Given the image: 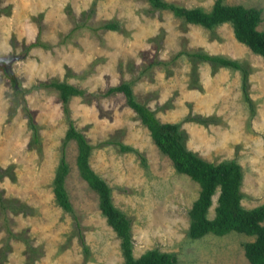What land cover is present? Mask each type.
Instances as JSON below:
<instances>
[{"label": "rangeland", "instance_id": "374dc122", "mask_svg": "<svg viewBox=\"0 0 264 264\" xmlns=\"http://www.w3.org/2000/svg\"><path fill=\"white\" fill-rule=\"evenodd\" d=\"M169 1L208 9L214 0ZM225 1L259 7L257 27L264 30V0ZM149 7L147 0H0V57L8 59L0 61V167L13 164L15 173L14 180L0 177V189L36 208L34 214L8 212L9 227L15 233L25 229L28 242L10 237L0 264L124 261L120 239L101 214L97 193L79 175L74 139L64 147L69 163L65 184L90 248L85 262L73 216L54 199L52 179L68 121L57 90L32 86L50 78L85 89V97L72 95L68 105L75 127L89 142L118 139L146 157L143 165L134 152H121L114 144L94 147L89 157L91 167L111 186L115 205L131 218L135 256L157 247L173 252L176 264H251L243 244L254 235L236 230L188 235V209L199 183L175 170L122 93L94 94L131 80L136 99L154 109L160 120L181 122L187 147L209 161L235 159L241 165V203L253 207L264 202V57L237 41L228 22L209 29L169 10ZM107 19L118 20L123 30L90 28ZM35 40L48 46H30ZM180 49H202L243 61L250 69L248 92L254 114L250 116L243 99L238 69H212L209 62H192L184 54L144 69L152 60H169ZM193 65L198 86L189 85ZM24 104L39 126L40 149L29 145L31 128ZM190 113L219 120L207 125L183 120ZM218 192L219 188L208 217L214 215ZM6 234L0 219V247ZM27 243L37 250L29 251Z\"/></svg>", "mask_w": 264, "mask_h": 264}, {"label": "trees", "instance_id": "16d2710c", "mask_svg": "<svg viewBox=\"0 0 264 264\" xmlns=\"http://www.w3.org/2000/svg\"><path fill=\"white\" fill-rule=\"evenodd\" d=\"M147 2L150 6L149 10L166 9L185 22L199 24L209 29H213L218 24L228 22L231 24L234 37L237 41L244 43L254 53L264 57V30L257 27L261 21V9L259 7L246 6L242 3H228L225 0H214L208 9L198 5L187 7L169 0H147ZM92 11L93 6L87 12L90 13ZM82 24H85V21L76 22L71 28V31L82 26ZM90 28L93 30L99 28L123 30L120 22L116 19L104 20ZM29 45L48 46V43L35 40ZM182 54L189 57L192 62L196 60L207 61L210 63L212 69H216L219 66L238 69L241 72L243 99L249 107L250 116L254 114L255 105L248 92V75L250 69L239 59L231 58L224 54L210 53L202 49H180L169 60H152L144 69H148L154 64L166 65ZM195 67L193 65V74L189 82V85L192 86H198V76L196 71H194ZM170 73L171 71L168 70L167 74ZM9 76L15 80L14 76L11 74ZM131 83V80H123L117 84L109 85L103 91L94 95L96 97H104L114 95L118 92L122 93L125 104L137 114L141 123L148 129L153 142L162 153L170 158L175 170L187 174L191 179L199 183L198 195L193 199L188 209V235L195 238L208 232L220 235L231 230L254 235L253 240L246 241L243 244L245 256L251 264H264V224L262 223L264 221V202L253 207H245L242 205L241 198L244 196V193L241 191L243 178L241 165L235 159H224L218 162L209 161L196 151L187 147V134L180 127L181 122L160 120L156 116L154 109L136 99ZM32 86H42L57 90L62 110L68 121V126L62 140L61 154L52 179V191L56 203L73 216L76 233L82 247L83 262L88 260L90 248L84 239V234L81 232V224L74 211L65 184L66 176L69 172V163L66 159L64 147L70 139L76 141V166L79 175L97 193L100 212L105 217L107 224L111 226L120 239V250L124 259L123 264H176V255L173 252L163 251L157 247L148 248L138 256L134 255L131 218L115 205L112 199L111 186L89 163L92 149L105 144H114L121 152H134L140 158L141 163L146 165V157L144 154L133 145L114 138H107L93 144L89 142L83 132L75 127L70 117L68 101L72 95L85 97L86 91L84 88H79L66 80H58L57 78L43 80ZM23 108L27 115L28 125L31 128L29 145L40 149L41 139L39 126L26 104L23 105ZM183 120H191L207 125L209 123H217L219 117L215 115L205 116L199 113H190ZM3 175H7L10 179L14 180L15 173L13 171V164H9L5 168L0 167V177ZM217 188H219V192L216 199L217 203L214 207L215 212L212 217H208V208L212 203V196ZM35 210L36 208L34 206L28 205L16 197L5 196L3 190L0 189V219L3 229L7 233L4 244L0 247L1 257L5 256L4 252L9 248L8 240L10 237L16 236L21 238L25 243L28 242L23 234L25 229L15 233L11 229V226L9 227L11 219L8 218V212L34 214L36 212ZM27 246L31 252L37 250L29 243H27Z\"/></svg>", "mask_w": 264, "mask_h": 264}, {"label": "water", "instance_id": "95a60500", "mask_svg": "<svg viewBox=\"0 0 264 264\" xmlns=\"http://www.w3.org/2000/svg\"><path fill=\"white\" fill-rule=\"evenodd\" d=\"M2 60L8 62V59H6V58H4V57H0V61H2Z\"/></svg>", "mask_w": 264, "mask_h": 264}]
</instances>
